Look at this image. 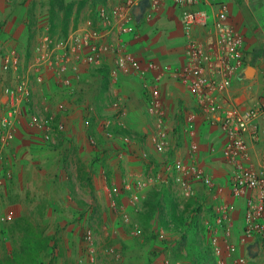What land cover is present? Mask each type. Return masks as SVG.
<instances>
[{
    "label": "built area",
    "instance_id": "built-area-1",
    "mask_svg": "<svg viewBox=\"0 0 264 264\" xmlns=\"http://www.w3.org/2000/svg\"><path fill=\"white\" fill-rule=\"evenodd\" d=\"M139 0H106L96 8L97 21L90 19L84 25H75L67 35L58 36L47 27L35 49L24 61L17 52L7 50L0 40V186L14 177L11 148L17 131L24 120L34 129L42 131L45 139L54 135V110L45 103L42 110L33 109V91L36 84H43L52 74L60 88L72 93L82 80L79 73L71 70L87 64L92 67L110 66V79L115 85L122 75L141 77L143 87L149 91L148 113L156 120L157 128L148 134L147 141L156 150L167 152L172 139L167 122V113L161 95V85L166 79H173L186 85L195 96L196 106L184 109L186 129L194 136L197 120L202 114L208 123L219 122L226 142L221 148L222 157L233 168L231 192L235 197H246L244 224L241 242L245 245L261 239V253L264 257V170L253 164L248 135L257 134V122L264 120V94L253 107L242 109L230 103L221 102L219 95L226 93L235 77L245 71L247 64L244 33L231 21L229 4L223 0H171L181 8V18L186 46L185 61L182 64L164 63L158 59H145L130 49L129 39L141 40L133 6ZM168 0H149L150 6L145 20L152 21ZM204 3L211 9L200 8ZM218 10V11H217ZM217 11V12H216ZM199 27L207 29L205 36H198ZM117 37L113 38V33ZM79 65V66H78ZM116 114L123 128L128 107L122 96L113 101ZM220 114L219 119L217 118ZM107 138L116 146L120 141L123 149L117 148V156L123 159L127 150L135 151L137 141L131 133L117 136L104 123ZM91 142H96L92 137ZM119 147V146H118ZM200 145L191 141L190 160L174 158L166 168L168 175L161 173L150 177L138 176L126 183L132 191L130 203L135 206L141 199L140 191L156 185L173 184L186 197L196 194V184L203 183L209 191L223 192L224 185L203 171L195 161ZM213 151L217 147H213ZM140 158L148 160L146 148L138 150ZM111 187V192L114 190ZM114 212L128 221L130 214L123 205L112 198ZM235 206L230 203L216 209L214 223L209 225L210 248L217 257V264H248L249 255H239V245L233 241ZM11 214L0 216L5 222ZM133 234L142 230L138 225ZM163 240L166 236L160 233ZM87 264L96 263V239L93 228L84 233ZM113 250L106 247L104 252ZM169 263V260L166 261Z\"/></svg>",
    "mask_w": 264,
    "mask_h": 264
},
{
    "label": "crops",
    "instance_id": "crops-1",
    "mask_svg": "<svg viewBox=\"0 0 264 264\" xmlns=\"http://www.w3.org/2000/svg\"><path fill=\"white\" fill-rule=\"evenodd\" d=\"M70 1L72 0L68 2ZM93 1L87 0L80 10L76 21L77 26L84 25L90 19L97 21ZM223 1L229 4L231 21L244 33L248 41L246 51L248 52L254 48V45H252L254 40L263 44L264 0ZM257 1H259V4H256ZM98 2L101 5L106 0H98ZM149 6V0H139L133 6V14L142 38L139 41L130 38V49L141 57H143L142 53L146 51L151 59L155 58L164 63L182 64L185 61L186 38L182 26L181 8L168 0L152 21H146L145 13ZM199 7L207 9L212 16V11L207 5L200 3ZM77 9L78 3L73 8L68 33L75 26ZM257 11L258 15L256 14ZM23 19L24 17L21 15L14 19L15 30L13 32H9L7 29L5 31L0 25V40L7 50L17 52L24 60V57H27V52L31 53L35 49L39 40V31L29 28L23 23ZM206 32V28L199 27L196 34L205 36ZM116 37L117 33L114 32L113 38ZM162 37H164V41L161 42ZM148 57L143 58L148 59ZM247 64L256 67L255 76L250 79L249 86L245 83L244 71L234 78L226 93L219 95L221 102H227L246 109L255 106L260 100L264 92L262 94L263 84L259 62L255 64L247 62ZM73 73L81 75V87L85 90V95H87V88L89 90L95 88L98 94L104 90L103 94L100 95V102L103 100L108 101L109 97L122 96L129 110L128 117L125 119L127 128L138 134L142 139L138 140L135 151L127 150L126 156L119 159L117 148L123 149V145L120 141L116 143V146L111 143L104 129L105 118L107 117L108 120L112 121L114 131L126 130L121 125L119 116L115 113L113 103L105 109L106 112L103 113L101 121H93L91 132H94L93 138L96 140L93 143L88 141L89 136L92 134L90 131L76 127L69 129L67 133H63V136L66 137L64 140L61 138V134L58 135L59 141H63V144L52 147L44 140L42 131L30 127L27 121L24 120L18 130L12 150L15 168L14 185L19 183L25 185L26 188L34 187L37 192L45 193L42 197L45 199L52 198L56 212L59 215L67 212L77 216L83 211H86V215H91V211L87 210V207L93 202L94 192L104 210V213H102L105 216V223L102 227L104 235L108 236L109 233L113 232L111 213H116L112 208V198L114 195L118 196L117 198L120 196L124 200V204H127L132 191L126 189V183L132 182L141 175L139 171L142 168L140 161H144L146 165L152 164L149 167H152V169L163 167L164 171H167L166 168L171 161L169 159L165 163V158L168 157L164 155L166 151H158L152 144H146V134L156 130L157 125L156 120L148 113L149 91L144 89L141 77L122 75L117 85H115L111 82L107 72L105 75L100 68L87 64L72 69L71 74ZM93 84L94 86H92ZM57 87L55 77L52 74L48 75L43 84L34 86L33 105L41 109L45 100L48 99L53 102L61 98L63 91H60ZM161 95L172 137V147L169 152L174 155V158L183 157L189 161L191 159V141L196 140L200 145L195 155L196 163L203 171L225 187L223 192H211L206 189L203 183L196 184L195 198H198L204 208L202 220L209 225L213 224L216 209L226 203L233 204L235 209L232 216L235 225L232 239H237L239 229L241 231L244 224L246 197L232 195L231 182L234 172L232 166L222 157L220 151L226 142V137L220 129L219 122L208 123L204 116L200 114L195 135L190 136L186 129L183 110L196 106L195 96L186 85L173 79H166L162 83ZM82 114L77 115V117H81ZM86 117L91 122L92 116ZM257 131L254 136L248 135L247 141L251 147L254 166L264 170V120L261 119L257 122ZM140 147L149 149L150 158L148 160L140 158L138 152ZM213 147H217V150L213 151ZM123 174H127L128 178L124 177V183L122 184ZM49 181L53 185L50 192L44 188V185ZM11 186L10 184V189ZM160 186L156 185L143 190L141 196L150 195L151 191L158 190ZM111 187L114 189L112 192ZM13 198L15 197L13 196ZM37 199L39 200V197ZM71 225H74L73 222ZM63 230L71 231L72 226H68L67 229ZM175 236L177 235L175 234ZM256 242L259 243L261 253V239L257 238L244 246L247 255H250L251 246ZM261 258L260 256L257 259V264H264L263 260L259 261ZM148 261L150 262L149 258Z\"/></svg>",
    "mask_w": 264,
    "mask_h": 264
},
{
    "label": "rangeland",
    "instance_id": "rangeland-1",
    "mask_svg": "<svg viewBox=\"0 0 264 264\" xmlns=\"http://www.w3.org/2000/svg\"><path fill=\"white\" fill-rule=\"evenodd\" d=\"M68 1L69 0H0V25L5 31L7 29L9 32H13L15 30L14 19H17V17L21 15L24 17L23 23L25 25L33 30L37 29L39 31L38 38L40 39L45 29L50 26L51 17L53 16V12H55L57 25L54 26L53 31L58 36H64L66 31L63 28L61 19L65 14L66 5L69 3ZM97 2L98 0L93 1L94 9L99 6V2ZM256 4H259V1H257ZM256 14L258 15V11ZM68 28L69 25L66 29L68 30ZM160 40L161 42L164 41V37ZM246 41L247 39L245 38V43L247 45L248 41ZM252 45H254V48L248 52L246 51L247 62L253 64L259 62L263 94L264 43L262 44L254 40ZM142 56L145 58L148 57L146 51L142 53ZM27 58L28 57H24V61H26ZM148 59L150 58L148 57ZM245 83L249 86L250 79H246ZM81 85L82 83L80 82L77 90L70 93L65 88H58L59 86L56 83V86H58L57 89L63 91L61 93V98L53 101L54 103L47 99L42 104V106H44L45 103H49L53 107L55 114L53 138L47 140L44 137V140L52 147L63 144V141H59L58 135L61 134V138L64 140L66 137L63 136V133H67L69 129L76 127H81L90 131L92 134L89 136L88 141L91 142V138L95 135L93 134L94 132H91L93 121H101L103 113L106 112L105 109L108 108L117 97H109L108 101L105 102L103 100L100 102L101 96L95 88H90V90L87 88V95H85V93H83V95L81 92ZM33 109L40 111L37 106H34ZM81 114V117H77V115L79 116ZM90 115L92 116L91 122H89L86 117ZM105 119V122H110V128L113 130L112 121L108 120L107 117ZM21 126L22 124L20 127ZM121 132L131 133L137 142L142 139V137L133 133L129 128ZM145 140L147 142L146 144H148L147 139ZM14 141L10 151L11 154L13 152ZM146 149L149 151L148 148ZM164 155L168 156L166 158L164 157L166 159L165 163L169 159L170 161L174 159V155L169 151ZM150 161L153 162L152 160ZM140 162L142 168L139 171L144 177L154 176L159 173L165 176L168 175L163 167L152 169V167L149 168L152 164L146 165L144 161ZM13 171L15 175V168H13ZM124 177L128 178L127 174H123L121 179ZM14 180L13 178L4 186H0V216L8 213L12 215V218L8 221L3 222L0 220V258L17 251H22L21 243L24 235L22 226L24 223L28 222L37 232L44 235H56L59 239V244L56 246L52 242L51 248L41 256L38 264H50L51 259L55 264H87L84 233L88 228H93L95 231V264H201L196 257L193 258L192 255H189V251L192 249L191 240L193 235L197 237L198 246L204 250H208V260L217 263V257L210 249L209 224L202 220L204 208L201 202L198 198H195V195L193 197L182 195L172 183H170V185L162 184L158 189L160 190L165 186H169V188H166L169 189V199L164 196L158 197L156 193H151L145 197L142 196L140 201H138L135 206H132L130 200L127 202V205L124 204L125 202L120 196L117 198L118 196L114 195L118 203L123 205L129 212L130 220L126 221L120 214L112 212L111 228L113 232L106 236L104 235L102 227L105 223V216L103 215L104 210L94 192L93 202L87 207V210L91 211V215H86V211H83L77 216H73L67 212L59 215L56 212L55 203L52 198H43L42 195L45 193L42 194L37 192L34 187L26 188L25 185L19 183L14 185ZM123 183L124 179L122 180V184ZM10 184L12 185L11 189L9 188ZM52 187L51 181L44 185L46 191L49 190V192ZM143 192V190L140 191V194H143ZM13 196L15 198H13ZM139 212L143 213L144 218L149 220L148 225L145 226L139 219ZM72 222L74 225H71ZM195 222L197 229L194 231L192 226L195 225ZM135 225L141 228V234H133L132 231ZM68 226H72V230L64 231L63 229H67ZM161 232L165 234L166 240H163L160 236ZM175 234L177 236H175ZM233 241L239 245V255L247 254L244 250L245 244L241 242L240 229L238 238H234ZM106 247L111 248L113 251L108 253L104 252ZM260 256L262 258L259 259V261H264L262 253H260ZM259 257L249 261L248 264H257L256 262ZM167 260H169V263L166 262Z\"/></svg>",
    "mask_w": 264,
    "mask_h": 264
},
{
    "label": "trees",
    "instance_id": "trees-1",
    "mask_svg": "<svg viewBox=\"0 0 264 264\" xmlns=\"http://www.w3.org/2000/svg\"><path fill=\"white\" fill-rule=\"evenodd\" d=\"M86 1L87 0H78V1L72 0L66 5L63 20L61 19L63 28L66 31L64 35L68 34V30L66 29V27L69 25V20L73 13V8L75 4L78 3V9H77L78 11H77L76 18H75V25H76V21L78 20V17H79V12L83 8ZM56 19L57 18L55 16V12H53V16L51 17V22L49 24L50 26H48V28H49V32L54 35H56L55 32L53 31L54 26L57 25ZM29 56H30V52L28 51L27 57ZM98 68L103 70L105 75L107 72L110 77L109 64H104L103 66L98 67ZM92 86H94V84ZM81 92L82 94L85 93V90L82 89V87H81ZM103 92L104 90L100 92L99 95H101V93L103 94ZM121 131H115V134L117 136H121L125 133H128V132H121ZM147 137L148 135L145 136V139H147ZM13 168H14V163H13ZM13 178H15V175ZM166 188H169V186L168 187L165 186L163 189H160V190L155 189L153 190L154 192H151V193H156V196L158 197L164 196L169 199L170 197L169 189H166ZM138 214H139L138 217L143 222V224H145V226L148 225L149 220L147 218H144L143 216L144 214L141 212H139ZM22 227H23L22 229H23V234H24L22 237V243H21L22 251L21 252L17 251L15 253H12L5 257L0 258V264H38L41 256L51 248L52 242L54 243L55 246L59 244L58 236L44 235L42 233H39L28 222L24 223ZM192 229L194 231L197 229L196 222H195V225L192 226ZM191 242H192V249H190L189 251L190 256L192 255L193 258L196 257L197 260H199L201 264H217L216 262L213 263L212 261L208 260L207 258L208 250H204L198 246V240H197L196 235L192 236ZM50 264H55V262L51 259Z\"/></svg>",
    "mask_w": 264,
    "mask_h": 264
},
{
    "label": "water",
    "instance_id": "water-1",
    "mask_svg": "<svg viewBox=\"0 0 264 264\" xmlns=\"http://www.w3.org/2000/svg\"><path fill=\"white\" fill-rule=\"evenodd\" d=\"M141 16V15H139ZM256 73V67L253 65H248L245 69V79H252L255 76ZM220 114H218L217 118L219 119ZM260 254V246L259 243L256 242L252 244L251 251H250V258L256 259Z\"/></svg>",
    "mask_w": 264,
    "mask_h": 264
}]
</instances>
